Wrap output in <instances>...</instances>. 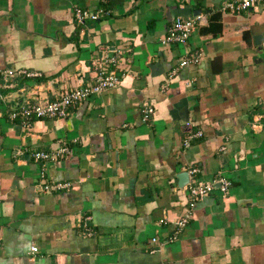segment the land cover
<instances>
[{"label": "crops", "instance_id": "0c3cea01", "mask_svg": "<svg viewBox=\"0 0 264 264\" xmlns=\"http://www.w3.org/2000/svg\"><path fill=\"white\" fill-rule=\"evenodd\" d=\"M228 1L0 0V70L41 75L0 78V264H264V2ZM75 7L106 13L77 22ZM195 15L184 44H160L175 16ZM111 49L124 57L112 88L64 118H7L25 98L91 83ZM190 166L229 186L198 198L168 241L187 201L176 175ZM54 181L68 185L42 188Z\"/></svg>", "mask_w": 264, "mask_h": 264}, {"label": "built area", "instance_id": "2783aa9c", "mask_svg": "<svg viewBox=\"0 0 264 264\" xmlns=\"http://www.w3.org/2000/svg\"><path fill=\"white\" fill-rule=\"evenodd\" d=\"M264 0H233L228 1L223 4V9L226 10H241L257 6L263 3ZM75 19L77 22H82L84 19H96L101 14H105L106 11L99 9L95 13H91L85 9L75 7L73 10ZM198 15L192 17H180L175 16L167 30L160 38V44H184L190 34L194 29L195 24L198 21ZM124 57L120 49H111L109 52L103 53L99 58H97L92 63V68L94 70L93 81L91 83H86L81 86L69 88L63 90L58 96L51 100H37L33 98H25L20 104L11 108L7 112V118L11 121H16L18 125L23 128H29L31 124L36 119L41 118H64L67 116L70 108L78 104L79 102L85 100L92 94H98L106 89L112 88L120 81V75L117 71L119 70V64ZM199 60V54L192 53L179 60L177 67L171 70V73L167 76V80L174 74L175 70L183 66L194 64ZM41 76L40 72L34 70H26L24 68L17 69H1L0 78L1 84L7 87L9 80L12 78H37ZM164 86V85H163ZM153 113V107L149 105H144L141 108V117L143 120H147ZM185 124L188 126L191 124L190 121H186ZM201 132L199 130L190 131L184 140V144L190 139L195 137H200ZM66 152L65 147H58L54 152L35 150L31 152V156L34 160L42 161L43 163L51 159L54 155H60ZM187 172V182L184 184L185 194L187 196V201L185 205V210L183 214L174 222V229L171 236L168 237V241L172 240L179 230L186 224L187 220L191 216L192 208L195 201L211 192L213 189H218L221 193H225L229 181L222 177L216 176L210 181H202L196 177L198 168L196 166H190L186 170ZM68 185L67 182L54 181L50 183H44L42 188L44 190L50 189H62ZM163 222L162 220H159ZM151 241L156 242V237L151 238ZM162 243L161 241L159 242ZM31 252L36 251L35 246L30 247Z\"/></svg>", "mask_w": 264, "mask_h": 264}, {"label": "water", "instance_id": "95a60500", "mask_svg": "<svg viewBox=\"0 0 264 264\" xmlns=\"http://www.w3.org/2000/svg\"><path fill=\"white\" fill-rule=\"evenodd\" d=\"M176 176L179 179L178 182L180 186L187 182V172L185 170H183L182 172H179Z\"/></svg>", "mask_w": 264, "mask_h": 264}]
</instances>
